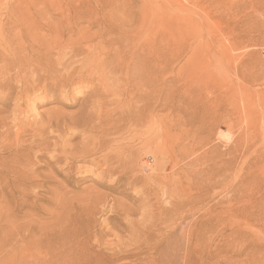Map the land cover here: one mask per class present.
Masks as SVG:
<instances>
[{"label": "bare ground", "instance_id": "bare-ground-1", "mask_svg": "<svg viewBox=\"0 0 264 264\" xmlns=\"http://www.w3.org/2000/svg\"><path fill=\"white\" fill-rule=\"evenodd\" d=\"M262 1L264 4V0ZM184 9L182 10L184 13L190 14V10L187 11L190 8L185 9L187 12ZM175 10L176 13H179L177 9ZM107 11L102 9L91 10L90 12L88 10L81 16L87 20L89 25L92 26L93 24L97 27V32L90 37L87 34V39L83 42L82 40L85 38L77 39L78 42L75 40L72 42L73 40L69 39L72 43L65 44L53 41V43H47L45 46L30 47L31 50L25 51L26 53L20 50L15 51V49L12 51L8 47L6 50L1 47L2 51L0 48L2 51L0 52V64H2L0 76L7 73L3 81L0 82V87H6L8 90H13L16 87L20 89L18 90L21 94L20 97L24 98H29L31 92L38 90L39 94H43L44 97L52 95L50 96L52 99H58L62 92L72 93L75 88L82 89L74 94L82 96L81 101L78 102L75 98L72 101L69 100L68 105H64L65 108L79 106L78 111L69 119L63 118L64 115L61 117L55 111L49 113L50 116L47 117L44 124L38 125L37 121H29L24 112L18 113L19 105L22 102L14 103L12 113L16 112L18 115L14 120L11 119L13 122L8 120V116L0 118V133L8 134L14 129V138L5 143L0 150V264H116L127 257L138 255L140 250L145 247L158 254L156 236L162 229L172 226L173 218H185L189 214H195L194 212H197V209L200 210L207 199L218 195L217 190L222 188L229 179L233 182L229 185L233 197L230 199L233 200L238 195L240 196L239 191L244 188V184L249 183L250 179L253 182L256 180L253 167L258 163V160L249 162L247 159H243V155L258 144V139H256L258 135L253 137L255 131H251L252 128L250 131H237L239 133H236L235 138L233 137L234 140L229 142V130L235 125V121L231 118L233 114H223L217 108H213V105L210 108L203 104L197 105L198 101L192 96L195 92L190 95L183 91L184 89L173 90L170 88L171 90H169V87L167 88L168 82L166 88L163 86L165 89L161 87V73L158 68L160 65L158 59L160 57L158 55L159 42L155 34V20L157 18L153 19L155 18V11L158 10L154 11L153 18L150 19L151 13L149 15L150 20L146 21V11L143 8L137 9L135 11L137 20L132 26L133 28L127 29L109 20V12ZM28 12L31 13V11ZM129 12L133 11L130 10ZM9 14L11 15V13ZM191 14L193 13L191 12ZM27 15H30L28 17L31 18V14L27 13ZM110 15H114L113 12ZM197 17L191 18L195 22ZM186 18L184 19L185 22ZM61 20L63 19L61 18ZM191 23L194 25L190 20L189 24ZM204 25L207 26V24ZM58 26L60 27V25ZM74 26L70 25L69 27L74 28ZM195 26L199 27V25ZM62 31L64 32V30ZM53 32L56 33L55 30ZM66 33L65 30V35ZM3 37L4 35L2 39ZM56 37L58 36L56 35ZM202 40H204L203 37ZM203 42L200 41V43ZM15 44L17 46V43ZM201 46L203 45L201 44ZM195 48L196 46L193 52H195ZM226 48L222 47L223 50L221 51L223 52ZM227 54L230 55V53ZM211 59L213 60V57ZM187 60L189 59L187 58ZM218 60L220 61V59ZM240 61L237 63L242 62ZM216 62L218 61L215 59ZM244 64L246 65V63ZM225 66L224 68H226ZM227 68L231 67L228 66ZM262 72L264 71L262 70ZM235 74L232 73L233 76ZM263 75L264 73L257 75L258 80ZM249 76H251V72ZM251 77L250 79H253ZM242 80L245 79L242 78ZM241 84L243 83H240V86ZM233 88L235 89V87ZM239 93L238 96H240ZM194 95L196 98V95L199 94L196 92ZM9 97L10 93H7L5 99L10 100ZM4 104L9 105L11 103ZM257 107L259 108V106ZM162 111H167L169 116L167 115L165 118L159 116L158 113ZM262 115L264 120V113ZM247 118L251 119L250 114ZM244 121L247 122L246 119ZM248 125L246 128L250 127ZM78 129L87 131L86 139L89 143L74 154H69L61 146L62 143L64 146L66 145L63 138ZM262 130H260L261 135ZM53 133H58V135L51 141L48 136ZM91 134L94 135L91 136ZM69 136L72 137L74 134ZM213 137L216 141L225 140L231 144L225 152H221L217 145L211 144ZM262 140L259 145L264 147V140ZM209 144H211V148L208 147L207 150H204ZM47 153L51 154L50 158L45 157ZM44 158L46 162L43 165H46L50 174L60 175L64 166L69 170L72 163L76 161L94 166L99 165L101 168L99 170L91 168L93 174H97L98 177L105 178L120 174L116 176L117 178L115 177V180L125 178L124 180L127 181L128 179L130 183L142 184L144 203L139 201L137 207L144 205L145 211L151 213L149 221L147 224L146 222L143 224V222L130 221V223H124L125 225L119 222L121 229L131 231L132 236H134L129 245H124V243L113 244L109 240L110 233L102 228L97 231L95 223L91 219L86 221L70 220L63 216L58 218L56 216V222L47 226L48 224L40 222L42 215L41 218H37L34 214L25 213L21 214L24 220L18 222L14 216L20 215L18 214L19 209H30L28 198L33 192L35 184L42 181L41 179V181L38 180L39 174L36 171L45 167L38 165V163L40 164L38 160ZM60 163L62 164L61 169L58 166ZM76 169L81 170V166ZM244 169H247L246 174L243 172ZM143 171L147 172L145 176L142 175ZM161 197L165 198V205L159 203ZM152 199L156 200L154 204H151ZM223 200V198L218 199L215 202V207L219 206ZM145 201L151 206L147 207ZM118 214H123V211L117 210L115 215ZM51 217H55V215L49 216V218ZM122 219L124 222L126 217L124 216Z\"/></svg>", "mask_w": 264, "mask_h": 264}, {"label": "rangeland", "instance_id": "rangeland-1", "mask_svg": "<svg viewBox=\"0 0 264 264\" xmlns=\"http://www.w3.org/2000/svg\"><path fill=\"white\" fill-rule=\"evenodd\" d=\"M171 1L0 0V48L2 47L3 50L9 48L12 51L13 49H15V51L20 50L21 52L26 53L31 50L30 47H37L38 45L45 46V44L53 43V41L55 43L60 42L61 44H65L68 42L72 43L74 42V40L75 42H78V40L85 38L82 40L83 42L87 39V34V36L90 37L97 32L96 26H94L93 24L92 26L91 24L89 25L87 20L81 17L83 14L88 12V10L90 12L91 10H108V19L116 24H120V26H123L124 29H127L129 27L133 28L132 26L137 20V17L135 15V11H137V9L143 8L144 11H146V21L153 18L154 11L158 10L155 11V18L153 19H158L155 20V34L159 42L158 55L161 57L160 58L158 56L160 64L158 68L160 69L161 73V87L165 89V86L168 85L167 88L169 87V90H171L170 88H172L173 90L184 89L183 91L189 93L190 95H192L193 92H197V94L199 95H196V98L194 95L195 93H193L192 95L194 96V99L198 101L197 105L203 104L207 108H210V106L213 105V108H217L223 114H233L232 116L236 118H231L235 121L236 126L234 125L229 130V142H232L234 140V138L236 137V133L238 134L240 131H250V129L252 128L251 131H255L253 133L255 134L253 135V137L258 135L256 138L258 139V144L256 145L257 148L254 147L251 149V151H249L250 154L249 152H247L245 155H243V159H247L249 162H254V160L256 159L258 160V163L253 167V173L254 176L256 175V180L255 182H253V180L250 179L249 183L244 184V188L240 189L239 191L240 196H235L238 199L235 198L233 200L230 199V197H233L230 192L231 186L229 187V185H231V183L233 182L229 179L228 182L230 183L226 182V184L224 185L225 188L223 186L222 188L217 190V192H219L217 196H215L214 198H209L207 199L208 201L206 200L204 202V207H201L203 210L202 213L200 208V210L197 209V212H194L195 214H189L185 218H173L172 226L167 227L166 229H162L157 234L156 238L158 242V254H155L154 251L150 248L145 247L140 250V253L138 255L127 257L125 260L119 261L116 264H264V147L259 145V142L262 139L264 140V120L262 119V113H264V104L262 105V103L264 102V75L262 76L263 78L259 76V80L257 77V75H260V73H264L262 72V70L264 71L263 1ZM184 7L186 10L187 8H190L187 11L190 10L189 12L190 14L192 12L193 14L191 15L193 16H191L184 9ZM67 9H69L70 11ZM74 9H76V11H74ZM152 9L155 10L153 11ZM175 9H177V12L179 13H176ZM183 9L190 16L184 13L182 11ZM79 10H81L82 12ZM130 10L133 12H129ZM12 11L15 15L12 13ZM24 11L31 14V18L28 17L30 15H27V13H25ZM28 11H31V13ZM147 11H149L150 13ZM112 12L114 15H110ZM9 13H11V15ZM43 13L46 14L43 15ZM183 14L184 16H186L184 17ZM20 15H22L23 17ZM149 15L152 17H150ZM195 16H199L196 18L197 21L195 20L196 23L194 22ZM191 17H194V19ZM61 18L64 21L61 20ZM182 18L183 20L186 18V22L185 20H181ZM190 20L194 23V25L192 23V25L189 24ZM72 21L75 23H73ZM78 21H81V23H78ZM76 22L79 24V26ZM30 23H33L37 26L35 27ZM45 23L47 24L45 25ZM204 24H207V26H205ZM58 25H60V27ZM70 25L76 26H74V28H70ZM195 25H199V27L197 28ZM56 27L59 30H57ZM38 28H40L41 30ZM53 28L56 32L55 34L58 37H56V35L54 34ZM196 28L198 31L196 30ZM199 29L202 30L200 31ZM62 30H64V32ZM65 30L67 32L66 35ZM84 30H86V32H84ZM69 34H71V36H69ZM79 34L80 36H78ZM83 34L85 35V37ZM3 35L4 37L2 39ZM202 37L204 38V40H202ZM182 38H184V40H182ZM51 39L52 41H50ZM69 39L73 41L71 42ZM194 41L196 44L194 43ZM200 41H204L205 43H200ZM15 43H17V46ZM19 43L23 44L20 45ZM231 43H234L235 45ZM199 44L200 46L201 44L203 46L200 47ZM205 45L207 46V49ZM221 45L225 48L226 46L228 47L222 52L221 50H223L224 48L221 49ZM195 46V52H193ZM216 46L218 47L217 49ZM1 50L0 52L3 51ZM211 50L213 51L211 52ZM225 52L230 53V55ZM211 54H213L214 56ZM234 54H237V56H235ZM212 57L213 60L211 59ZM239 57L242 62L240 61ZM187 58L189 60H187ZM224 58H226V61L224 60ZM215 59L218 62L215 63ZM218 59H220V61ZM221 59L223 60V62ZM239 61L241 63H237ZM244 63H246V65ZM218 64L221 65L219 66ZM222 64H224L223 67ZM224 66L226 68H224ZM228 66L231 68H227ZM0 70H2V64H0ZM231 72L234 74L236 73L237 75L235 74L233 76ZM250 72L251 76L253 77L249 76ZM256 73L257 75L255 76ZM6 74L7 73H4L3 76H0V82L3 81ZM8 74H10L9 71ZM250 77L253 78L255 82L253 79H250ZM242 78L245 80H242ZM233 80L236 82H234ZM167 82L171 83L172 85H169ZM240 83H243L244 85L241 84V87ZM233 87H235V89ZM245 88L247 91L244 90ZM18 90L20 89L16 87L13 88V90H8L6 87L2 86L0 87V118L8 116V120L11 121L12 118L14 120L19 112H24V115H26L29 121H37L38 125H40L46 122L47 117L50 116L49 113H54L56 111V113L58 112L61 117H63L64 115L63 118L69 119L78 111L79 106L76 105L74 107L65 108L64 105H68L69 100L72 101L76 98V100L79 102L82 99V96H79L78 94L74 95L78 91L82 90L81 88L73 89L72 93L62 92L58 99H52L50 97L52 95H47V97H44L43 94H39L38 90L35 92H31V96L29 98H24L20 97L21 94ZM7 93H10V100L5 99ZM238 93L240 94V96H238ZM249 97L251 100L249 99ZM8 102L11 104H4ZM21 102L22 104L19 105L18 113H12L14 103ZM252 102L254 103L252 104ZM257 106H259V108ZM246 112L248 113V115H246ZM249 114L251 118L250 120L249 118H247L249 117ZM158 115L165 118L168 115V112L162 111L158 113ZM245 119L247 122L244 121ZM13 120L11 122H13ZM237 124L239 125L237 126ZM247 125L250 127L246 128ZM260 128L263 129L262 135L260 132ZM13 130L14 129H12L8 134L0 133V150L3 145H5V143H8V141H11V139L14 138ZM73 132L70 133L74 134V136L70 137L69 135L71 134H69L63 138V142L65 141L66 145L64 146L63 143L61 145L63 149H66L65 151L69 154H74L89 143L86 139L87 131L85 129H78L77 131ZM57 135L58 133H53L52 135L50 134L48 136V139L52 141V139ZM93 135L94 134H91V136ZM211 140V144L213 146L217 145L221 152H225L228 146H230L231 144L227 143V141L225 140L221 142L216 141L214 137ZM211 144L207 145L204 150H207L208 147L211 148ZM50 156V153L45 154L46 158H50ZM68 161L70 162L71 160ZM38 162H40V164L38 163V165H43L46 162V159H39ZM79 165L81 166L82 171L76 169L80 167ZM43 166H45L43 169H39L36 171V173L39 174L38 180L41 179L42 181L40 180L41 182L35 184L33 192H31L28 198L30 209H19L18 214L20 215L14 216V218L18 222L24 220V217H22L21 214L25 213L34 214L37 218L42 215L43 217H40V222L42 224H48L47 226H51L52 224H54L57 218L61 216H63L65 219L70 220L76 219L86 221L87 219H91L95 223L97 231L102 228L110 233L109 240L113 244L124 243V245H129L130 240L134 239V236H132L131 231L127 229H121L120 225H125L127 223H130V221L139 223L143 222V224L144 222H146L147 224V222L149 221L151 213L145 211L146 208L144 207V205L137 207V203L139 201H144V188H142V184L130 183L128 179L127 181L124 180L125 178L121 180H115V177L118 174H115L112 177H98L97 174H93V169L91 168L99 170L101 169L99 165L94 166L85 162L75 161L71 165L72 169L70 168L69 170L64 166L65 168L63 167V172H60V175L50 174V172L46 168V165ZM58 166L59 169L62 168L61 163ZM85 169L87 170L85 171ZM243 172L244 174H246L247 169H244ZM63 173H66L67 175ZM146 174V171L142 172V175L145 176ZM99 178L100 180H98ZM228 197L229 199H226ZM217 198H223L224 200L219 206L215 207V202L218 201ZM164 199V197H161L159 203H164L163 205H165ZM155 201L156 200L152 199L151 204H154ZM145 203L147 202L145 201ZM151 204L147 203L146 206L149 207L151 206ZM117 210H122L123 214L115 215ZM54 215L55 217L49 218V216ZM124 216L126 217V219H124L123 222L122 218H124ZM119 222L121 223L120 225ZM113 226H115L116 228Z\"/></svg>", "mask_w": 264, "mask_h": 264}]
</instances>
